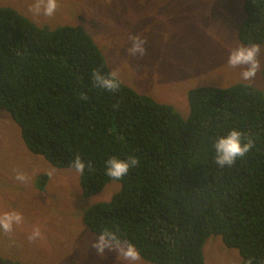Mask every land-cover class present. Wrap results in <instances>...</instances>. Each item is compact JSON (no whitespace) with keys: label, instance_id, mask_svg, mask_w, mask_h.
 Instances as JSON below:
<instances>
[{"label":"trees","instance_id":"1","mask_svg":"<svg viewBox=\"0 0 264 264\" xmlns=\"http://www.w3.org/2000/svg\"><path fill=\"white\" fill-rule=\"evenodd\" d=\"M237 38L264 42V0H240ZM111 73L80 24L49 29L0 4V110L20 129L25 147L56 167L76 155L84 196L114 180L106 161L139 159L109 200L85 208L97 236L117 231L153 264H205L204 240L221 235L239 264H264V94L245 82L187 90L188 115L121 82L95 86L94 70ZM264 82V66L261 70ZM81 94L87 100L81 99ZM232 129L255 145L231 167L215 164L214 142ZM46 177H42L43 182Z\"/></svg>","mask_w":264,"mask_h":264},{"label":"rangeland","instance_id":"2","mask_svg":"<svg viewBox=\"0 0 264 264\" xmlns=\"http://www.w3.org/2000/svg\"><path fill=\"white\" fill-rule=\"evenodd\" d=\"M34 2L0 0L49 29L82 25L111 73L137 92L171 104L183 117L188 115L187 90L194 86L245 82L264 94V42L259 44L261 69L255 79L243 80L242 69L227 64L232 50L249 46L236 35L244 15L240 0H57L60 7L53 17L34 16L29 11ZM132 35L147 39L145 56L128 54ZM17 171L31 180L17 181ZM119 188L120 182L111 180L100 192L84 196L79 173L31 153L17 124L0 110V215L15 210L24 218L11 233L0 230V264H127L115 252L98 256L92 248L97 235L82 220L86 207L109 200ZM35 227L42 238L30 242ZM221 240V235L204 240L205 264H239V251ZM138 264L153 263L141 257Z\"/></svg>","mask_w":264,"mask_h":264},{"label":"clouds","instance_id":"3","mask_svg":"<svg viewBox=\"0 0 264 264\" xmlns=\"http://www.w3.org/2000/svg\"><path fill=\"white\" fill-rule=\"evenodd\" d=\"M60 7L57 0H35L29 5V11L34 16L43 15L45 17H53ZM131 46L127 49L130 56L143 57L146 55L147 39L139 35H132L129 37ZM261 46L259 44H251L249 46H239L232 50L229 54L227 64L231 68H241V77L245 81L255 79L257 73L261 69L260 57ZM92 79L96 87L104 89L109 92H117L121 87V81L115 73L103 74L99 69L94 70ZM81 99L87 100V96L81 94ZM255 142L251 137L246 136L241 131L232 129L226 136H222L214 142L216 152L215 164L221 168L231 167L235 164L237 159H244L246 155L252 150ZM139 165V159L135 156H130L126 160H121L116 157L110 158L106 161L105 174L114 180L123 179L130 171ZM91 171L92 165H87L79 155H76L70 163V168L74 169L77 173L83 174L85 169ZM55 169H49L47 175L51 177ZM15 179L22 183H27L31 177L23 171H17ZM23 216L20 212L12 210L6 211L0 215V230L5 234L13 231L14 225L23 223ZM42 238V233L39 227H35L31 234L28 236L30 242H34ZM96 254L100 257L105 256L106 250L115 252L127 264H138L141 261L140 252L136 246L126 239H122L117 231L110 228H105L96 238L92 244ZM249 264L251 262L249 261Z\"/></svg>","mask_w":264,"mask_h":264}]
</instances>
